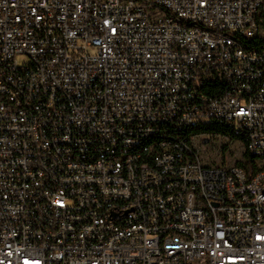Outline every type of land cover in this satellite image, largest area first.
<instances>
[{
    "label": "built area",
    "instance_id": "2783aa9c",
    "mask_svg": "<svg viewBox=\"0 0 264 264\" xmlns=\"http://www.w3.org/2000/svg\"><path fill=\"white\" fill-rule=\"evenodd\" d=\"M0 264H264V0H0Z\"/></svg>",
    "mask_w": 264,
    "mask_h": 264
},
{
    "label": "rangeland",
    "instance_id": "374dc122",
    "mask_svg": "<svg viewBox=\"0 0 264 264\" xmlns=\"http://www.w3.org/2000/svg\"><path fill=\"white\" fill-rule=\"evenodd\" d=\"M19 65L27 63V58L22 55L16 56ZM219 148H222L219 153ZM203 160L210 165H238L244 161L241 146L234 141L225 142L221 138H213L201 152Z\"/></svg>",
    "mask_w": 264,
    "mask_h": 264
},
{
    "label": "trees",
    "instance_id": "16d2710c",
    "mask_svg": "<svg viewBox=\"0 0 264 264\" xmlns=\"http://www.w3.org/2000/svg\"><path fill=\"white\" fill-rule=\"evenodd\" d=\"M199 132H201V133H209V132L222 133V129L220 127L208 128V129L199 130ZM245 157L246 156H244V158Z\"/></svg>",
    "mask_w": 264,
    "mask_h": 264
},
{
    "label": "water",
    "instance_id": "95a60500",
    "mask_svg": "<svg viewBox=\"0 0 264 264\" xmlns=\"http://www.w3.org/2000/svg\"><path fill=\"white\" fill-rule=\"evenodd\" d=\"M206 142V141H205Z\"/></svg>",
    "mask_w": 264,
    "mask_h": 264
}]
</instances>
